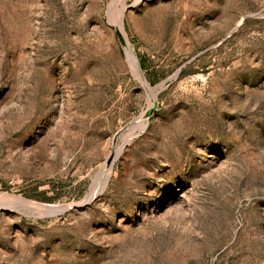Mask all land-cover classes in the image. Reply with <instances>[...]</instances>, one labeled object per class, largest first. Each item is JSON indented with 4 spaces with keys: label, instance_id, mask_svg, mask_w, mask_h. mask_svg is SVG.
Instances as JSON below:
<instances>
[{
    "label": "rangeland",
    "instance_id": "obj_1",
    "mask_svg": "<svg viewBox=\"0 0 264 264\" xmlns=\"http://www.w3.org/2000/svg\"><path fill=\"white\" fill-rule=\"evenodd\" d=\"M122 2L0 0V264H264V0Z\"/></svg>",
    "mask_w": 264,
    "mask_h": 264
},
{
    "label": "bare ground",
    "instance_id": "obj_2",
    "mask_svg": "<svg viewBox=\"0 0 264 264\" xmlns=\"http://www.w3.org/2000/svg\"><path fill=\"white\" fill-rule=\"evenodd\" d=\"M136 1H139V0H136ZM111 7L115 9V13H114V18H115V22L117 23L116 26H118V29L120 31H123L122 29V14L124 12V9H125V5H123V2L122 0H112V3H111ZM113 11V9L111 10ZM126 45H127V42H126ZM126 51V56H127V61L130 60L131 63L133 64L135 70H136V64L133 60V57L131 56V49H130V46L128 45L127 48L125 49ZM139 75V74H138ZM147 83H145V87H147L146 85ZM148 88V87H147ZM154 90V89H153ZM155 94V93H154ZM152 102V101H150ZM151 104V103H150ZM148 109V108H147ZM136 124H139L140 125V128L143 129L145 127V122L144 121H138V123ZM135 124V125H136ZM138 125V127H139ZM132 128V127H131ZM133 129V128H132ZM131 129V131H132ZM139 130V129H138ZM127 134V133H126ZM132 138V137H131ZM129 141V138L127 137L122 143H120L119 145H116V144H113L111 147H110V150L108 152V157L111 158V161L108 165H106V162H104L102 164V166L99 168L97 174H96V177H95V180H94V183H93V187L95 186L96 182L100 179L101 180V186L99 187H102L103 188V185L106 183V180L108 178V175H109V170L114 162V160L120 155L122 149L124 148V146L128 143ZM107 169V171H104V169ZM98 189V188H97ZM93 190V189H92ZM99 190V189H98ZM92 195V194H90ZM89 195V197H90ZM0 196H12L14 197V195L12 194H8L7 192H0ZM19 198L21 201H24L23 203H25V199H22L20 197H17ZM14 199V198H13ZM16 199V198H15ZM27 201V200H26ZM28 203V202H27ZM26 203V204H27ZM34 204V203H32ZM43 208L47 207L46 205L42 204L41 205ZM30 207H33V206H30Z\"/></svg>",
    "mask_w": 264,
    "mask_h": 264
},
{
    "label": "water",
    "instance_id": "obj_3",
    "mask_svg": "<svg viewBox=\"0 0 264 264\" xmlns=\"http://www.w3.org/2000/svg\"><path fill=\"white\" fill-rule=\"evenodd\" d=\"M118 37H119L120 43H121L122 45H126V42L124 41V39H123L120 35H119ZM179 70H180V69H178V70L173 74V76L177 75L178 72H179ZM154 109H155V100H154V103L152 104V106H151L149 109H147V111H146V113H145V116H148V115L151 113V111H153ZM110 160H111L110 157H109L108 159H106V165H108V164L110 163Z\"/></svg>",
    "mask_w": 264,
    "mask_h": 264
}]
</instances>
